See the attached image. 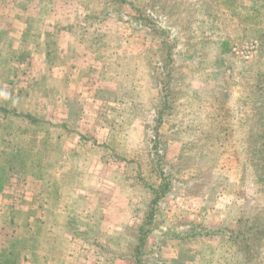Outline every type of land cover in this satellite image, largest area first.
I'll return each instance as SVG.
<instances>
[{"label": "rangeland", "instance_id": "1", "mask_svg": "<svg viewBox=\"0 0 264 264\" xmlns=\"http://www.w3.org/2000/svg\"><path fill=\"white\" fill-rule=\"evenodd\" d=\"M53 1L0 0V184L28 202L2 227L11 264H134L164 102L173 188L149 246L170 264H264V0ZM252 39L250 59L233 52ZM189 224L220 232L158 240ZM247 224L262 227L249 252L233 237Z\"/></svg>", "mask_w": 264, "mask_h": 264}, {"label": "trees", "instance_id": "2", "mask_svg": "<svg viewBox=\"0 0 264 264\" xmlns=\"http://www.w3.org/2000/svg\"><path fill=\"white\" fill-rule=\"evenodd\" d=\"M146 21V25L148 26V28L151 29V31H159V34L157 36H159V38L162 39V46L164 47V49H166L168 52V56L173 52V47L175 46V44L171 41H169V32L164 29L159 28V26H156V23L154 20L150 19V18H145ZM172 57V54L171 56ZM170 59V58H169ZM167 64V62H166ZM167 109H169L167 107V105L164 102L163 108L162 110H160L158 112V120H157V124L155 127V137L153 139V145H152V158H153V165L154 168L158 170V172L161 174V176L163 177V181L160 184L159 188L157 189H153L154 192V198L152 199L149 208H148V212H146V214L144 215L143 221L140 223V225H138V240L139 243L136 246V248L133 250V255L131 256L134 260V264H145V262L147 260H151L152 259V264H170L171 260H167L166 257H164L163 253H162V247H154L152 245L149 246V242L148 239L149 237L153 234V232L158 230H162L164 229L166 226V224L162 221V218L158 219V210L160 208H158L159 204L166 198V196L171 192L172 188H173V174L172 171L170 169V167L167 165H164V156H165V152H162L161 150V145L163 144V141L161 140L160 134H159V130L161 128V126L164 124L165 121V112L167 111ZM162 142V143H161ZM264 171V169H263ZM158 219V220H157ZM242 225H243V221L242 219H240ZM247 228L250 229L249 233L250 236L248 234ZM252 228L254 229H259L257 231V234H259L260 230L262 227H258V226H252V225H244V229L241 230L240 232H244V233H240L238 232L237 234L233 235V237L237 236V237H241V239H243L246 244H245V249H241L242 251H248L249 252V248H252L254 246V244L251 242L252 241V237H251V230ZM226 228L223 229L226 230ZM161 235L158 237V240L161 239V243L162 246L164 243H167V239L168 238H175L176 239H180V238H188V237H197L199 235H203V234H217L220 232L219 229L212 231H208L207 228L205 227H198L197 225H192L189 224L186 228H185V232L182 233L180 231H171L169 229H167L166 231H160ZM257 236V235H256ZM167 238V239H166ZM152 246V247H151ZM249 247V248H248ZM158 254L155 256H153L154 254ZM153 256V257H152Z\"/></svg>", "mask_w": 264, "mask_h": 264}, {"label": "crops", "instance_id": "3", "mask_svg": "<svg viewBox=\"0 0 264 264\" xmlns=\"http://www.w3.org/2000/svg\"><path fill=\"white\" fill-rule=\"evenodd\" d=\"M56 7H59L58 3H56L55 1L52 0L51 10H56L55 9ZM62 21H65V18H62V20L57 19L56 24H55L54 27H56V28L60 27V24H63ZM5 23H6V21H5ZM27 24H29V23H27ZM70 26L72 27V25H70ZM48 33H46V34L49 36L50 33L49 34ZM9 183H10V181H9ZM9 187H10V185H9ZM5 189H6V186L4 185V183L0 184V261H1L2 257L5 259V261L4 262H0V264H5L6 262H10V264H11L12 260H10V257H7V256L4 255V254H8V253H6V252H8V250H6L5 248L4 249L1 248V245H2L1 234H2V230H3L2 227L10 226V227L14 228L15 225H16L15 218L17 217V210H16V208L18 206L17 203L27 204L28 202H26L23 199H21L18 202V197H17L16 193L9 192V194H6L8 191H5ZM8 189H10V188H8ZM12 193H14L15 196H10ZM25 211H27V210H25ZM19 241H21L20 236H19ZM8 245H9L8 246L9 250L12 247H18V249H22V250H24V248L26 249V247L22 246L20 244V242H19V244H17L16 242H14V243L10 242ZM3 246H5V245H3Z\"/></svg>", "mask_w": 264, "mask_h": 264}, {"label": "built area", "instance_id": "4", "mask_svg": "<svg viewBox=\"0 0 264 264\" xmlns=\"http://www.w3.org/2000/svg\"><path fill=\"white\" fill-rule=\"evenodd\" d=\"M259 47L257 39L246 40L243 43L237 44L233 47V52L242 59H250Z\"/></svg>", "mask_w": 264, "mask_h": 264}]
</instances>
